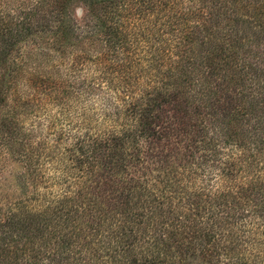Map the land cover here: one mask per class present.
<instances>
[{
	"label": "trees",
	"instance_id": "1",
	"mask_svg": "<svg viewBox=\"0 0 264 264\" xmlns=\"http://www.w3.org/2000/svg\"><path fill=\"white\" fill-rule=\"evenodd\" d=\"M7 61L22 76L0 98V264H72L80 233L100 231L136 189L164 183L161 211L171 174L241 211L220 205L209 220L222 214L225 227L201 232L180 216L160 236L172 242L147 236L152 256L129 264L178 253L215 264L207 248L238 251L225 264H264V0H0V76ZM93 123L111 124L81 133ZM50 180L71 205L44 214ZM125 241L131 253L137 241Z\"/></svg>",
	"mask_w": 264,
	"mask_h": 264
},
{
	"label": "rangeland",
	"instance_id": "2",
	"mask_svg": "<svg viewBox=\"0 0 264 264\" xmlns=\"http://www.w3.org/2000/svg\"><path fill=\"white\" fill-rule=\"evenodd\" d=\"M6 72L2 73L0 76V98L1 94H4L7 90H5V86L8 84L9 77H20L22 73L20 71L12 72L13 65L7 61L6 64ZM105 94V93H104ZM97 107H102L101 105ZM3 106L0 107V115L3 117L4 110ZM18 111L22 113L21 119L24 123L39 125L44 123L42 120V115L37 118L33 114H23V109L19 108ZM50 115L59 117L58 108L49 109ZM89 115V114H88ZM106 124V125H105ZM103 125H95L94 123L82 125L80 128L81 133L85 130L88 132L98 131L102 133L106 130H109L111 123H105ZM66 130H70L71 127H66ZM91 129V130H90ZM13 163H9L5 165L3 169L2 176L10 180V177L14 174L16 175V168ZM13 171V172H11ZM74 175L76 174L73 171ZM50 177L53 175V171H50L48 174ZM76 176V175H75ZM85 177L90 179V175H85ZM84 178V176H83ZM81 180H85V179ZM159 180L160 177L158 178ZM61 183L67 185L71 183L73 180H67L65 178L62 179ZM54 182L47 181L45 184L41 185L39 191L41 193L48 192L50 193V197L53 199V202L46 206V204L42 205L40 209L44 214H49L50 212L60 211L64 208H68L71 205V201L67 202V206L62 205L58 200L62 190L59 191L57 184L54 186ZM164 184V183H163ZM163 184L155 183L154 189L152 186L148 185L147 191H142L143 189H136L134 192L130 194V196L124 199L123 204L119 205L115 209L111 210L100 222L101 227L100 231L90 233L85 232L80 233L79 240L76 239V245L73 249L69 250V257L73 261L72 264H88V258H92L94 262L96 261L98 264H129L132 261L142 262L145 258H150L152 255L147 252V250H143L148 246L147 242L149 239L147 236H151V238L156 237L159 242V246L162 247L164 244L172 242V240L176 236H172L171 239H160L163 232L169 230V227L166 226V223L175 227V224L179 222L180 216H185L188 222L195 221L197 226L201 230L207 226L209 227L210 223L216 222V228L218 230L223 229L225 227V223L222 219V214L219 215L215 221L214 219H210V216L213 214L216 216L219 212H222V204L229 210L230 208L240 212L241 208H235L233 205L234 200L225 201L217 198L206 199L204 197H195L193 195V187L191 186V182L186 183L185 181H179V177L176 174H171L169 176L168 185L169 189L174 193L164 192L163 195L169 198L164 202L163 205L160 206L161 211L158 209V205L155 202L157 199V193L162 190L164 187ZM5 195L8 197H20V190L16 187L6 185L4 189ZM168 194V195H167ZM222 205V206H220ZM221 207V208H220ZM231 214L234 213L233 210H230ZM162 212V213H161ZM144 214L145 216L151 217V219L147 218H139ZM136 217L138 221L141 219L144 223L137 225L136 223L131 222V219ZM207 222H209L207 224ZM216 228L214 231L216 232ZM128 229L132 230L130 233L131 236H134L132 240L128 239L129 233ZM176 229L174 228V231ZM142 237V239H141ZM136 239V244L131 248V253H128L125 249L126 241L127 243L132 242L133 239ZM167 238V237H166ZM80 241V242H79ZM80 245V246H79ZM80 247V248H79ZM195 252H197V249ZM52 251V250H51ZM50 251V252H51ZM64 251V250H63ZM175 253L174 251H172ZM66 253V252H65ZM198 254V253H196ZM190 255V254H189ZM189 255H185L184 253H178L177 255H162L160 257L161 264H196L200 258L193 260V258ZM213 256L211 259L215 264H225L230 259L238 256V251H227L226 249L221 250L220 248H215L214 252L207 248L205 256ZM199 256V255H197ZM155 259L156 256H153ZM47 256L43 254V259H46ZM206 257L205 259H208ZM159 261V259H157ZM247 263V262H245ZM46 264V261H45Z\"/></svg>",
	"mask_w": 264,
	"mask_h": 264
}]
</instances>
